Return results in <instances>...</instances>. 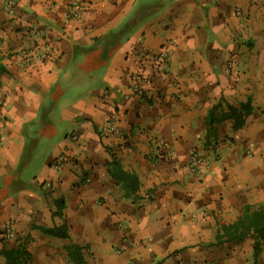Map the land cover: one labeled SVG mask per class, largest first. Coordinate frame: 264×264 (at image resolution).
Wrapping results in <instances>:
<instances>
[{
    "label": "crops",
    "instance_id": "crops-1",
    "mask_svg": "<svg viewBox=\"0 0 264 264\" xmlns=\"http://www.w3.org/2000/svg\"><path fill=\"white\" fill-rule=\"evenodd\" d=\"M0 64V249L24 243L30 264H73L69 242L86 264H264V239L256 258L250 238L215 241L264 202V0H0ZM134 72L150 77L141 92ZM248 97L244 125L216 122L205 144L208 111ZM54 225L69 237L39 229Z\"/></svg>",
    "mask_w": 264,
    "mask_h": 264
},
{
    "label": "trees",
    "instance_id": "trees-1",
    "mask_svg": "<svg viewBox=\"0 0 264 264\" xmlns=\"http://www.w3.org/2000/svg\"><path fill=\"white\" fill-rule=\"evenodd\" d=\"M0 70H4L0 64ZM218 106H213L207 113L206 125L207 132L205 136V144L208 143L210 136L215 133V123L223 119L232 120V128H241L245 123V118L252 112L251 99L248 97L245 102H242L239 108L232 105H227V112L216 113ZM111 159L108 162V172L118 183L121 184L122 190L125 195L135 193L139 187V181L134 173L124 170L119 162L112 154ZM56 210L52 212V215L61 214L63 208L62 199L54 200ZM39 229L44 233L68 238V232L64 225L43 227ZM250 238L253 240V256L257 257L261 251L260 242L264 239V202L256 207L245 205L241 214L235 221L228 224H221L217 230L215 237L216 243L228 242V241H242ZM65 250L67 256L73 264H86L82 252V246L69 242L65 244ZM0 255L5 259V264H30L31 255L26 249L24 243H19L15 248L0 249Z\"/></svg>",
    "mask_w": 264,
    "mask_h": 264
},
{
    "label": "built area",
    "instance_id": "built-area-1",
    "mask_svg": "<svg viewBox=\"0 0 264 264\" xmlns=\"http://www.w3.org/2000/svg\"><path fill=\"white\" fill-rule=\"evenodd\" d=\"M167 55H168V50L163 49L160 50L157 53H154L152 55V60L153 63H155V65L159 68V69H163V67L166 65V59H167ZM228 66L230 67L231 64H228ZM131 79L133 80V86H134V90L136 91H140L144 89V85L148 82V80L150 79L149 76H146L142 73H138V72H134L131 74ZM1 102V101H0ZM102 130L113 134L117 139L121 138L122 134H121V130L118 126V124L115 121L112 120H108L106 121L103 126H102ZM1 132H2V127L0 125V136H1ZM71 138H76V136H71ZM165 148L163 151V155L167 156V157H171V155L173 154L171 152V150L168 148L167 144H165ZM64 161V157H59L56 160V164L62 163ZM188 169L191 172H194L196 174H203L205 173L207 170H209V168H211V163L210 161L200 152H198L197 150H192L189 154V159H188V164H187ZM49 184H47L48 186ZM9 233L8 231L6 232V236H8Z\"/></svg>",
    "mask_w": 264,
    "mask_h": 264
},
{
    "label": "rangeland",
    "instance_id": "rangeland-1",
    "mask_svg": "<svg viewBox=\"0 0 264 264\" xmlns=\"http://www.w3.org/2000/svg\"><path fill=\"white\" fill-rule=\"evenodd\" d=\"M40 138H42V137L38 136V143H37V145H38V149H35L34 152L41 153V152H43V151H45V150L48 149V147L46 148V143H47L46 140H45L44 138H42V139H40ZM27 142H28V145H29V146L32 144L31 140L28 141V137H27ZM26 148H27V145L25 146L24 153H26V151H28ZM41 157H42V156H41ZM41 157H40V158H41ZM36 161H38V158H35V162H36ZM33 171H35V169H31V172H29V179H30V181H31V179H32V177H33V174H31ZM28 181H29V180H28Z\"/></svg>",
    "mask_w": 264,
    "mask_h": 264
}]
</instances>
